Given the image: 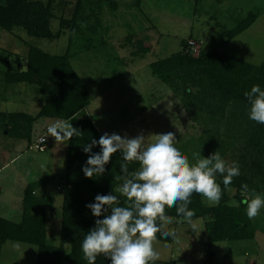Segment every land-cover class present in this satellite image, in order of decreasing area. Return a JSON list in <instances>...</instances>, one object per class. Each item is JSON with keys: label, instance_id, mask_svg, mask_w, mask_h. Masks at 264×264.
Returning a JSON list of instances; mask_svg holds the SVG:
<instances>
[{"label": "rangeland", "instance_id": "1", "mask_svg": "<svg viewBox=\"0 0 264 264\" xmlns=\"http://www.w3.org/2000/svg\"><path fill=\"white\" fill-rule=\"evenodd\" d=\"M76 3L55 1L51 29L62 35L58 39L31 37L20 28L11 33L0 29V112L35 115L50 98L35 85L5 81L6 72L27 69L29 47L54 56L68 51L91 101L77 117L90 119L101 135L107 132L134 138L172 132L176 146L190 161L193 153L206 152L203 156L209 157L217 150L226 161H234V122L247 110L233 103L224 110L210 109L194 96L196 90L194 95L185 93L181 79L172 88L154 77L149 66L184 53L190 41L196 43L195 57L200 50H220L250 64L264 65V0H84L75 28ZM250 13L257 14L256 22L228 41L227 32ZM146 46L149 53L141 55L140 47ZM56 121L38 120L31 141L6 134L0 121V168L9 163L0 173V217L21 221L24 191L32 184L36 195L46 198L48 242L58 246L60 180L66 170L69 140L56 143L48 136L47 127ZM42 135L50 142L43 153L33 146ZM225 141L233 143L232 149L222 145ZM230 189L225 195L234 206L236 191ZM196 220L201 232H193L187 223L168 226L176 229L178 239L172 244L155 241L160 259L154 264H264V208L252 219L256 236L248 241L209 244L206 219ZM37 257L32 245L9 241L0 247V264H37Z\"/></svg>", "mask_w": 264, "mask_h": 264}, {"label": "trees", "instance_id": "2", "mask_svg": "<svg viewBox=\"0 0 264 264\" xmlns=\"http://www.w3.org/2000/svg\"><path fill=\"white\" fill-rule=\"evenodd\" d=\"M55 1L0 0V29L11 33L20 28L31 37L58 39L62 35L53 34L51 29ZM83 1L77 0L76 3L72 20L75 28ZM256 20L257 14L253 13L241 19L237 26L227 32L228 41L248 30ZM185 48L184 53L151 63L149 67L152 75L172 88L175 87L176 80L181 79L185 93L194 95L192 91L196 90L194 96H199L198 99L203 100L210 109L219 107L224 110L229 103H233L234 106L247 110L240 113L239 117L242 119L236 118V121L240 120L239 124L234 122V161L239 165L240 175L233 178L229 187L236 191L237 205L228 204L223 178L220 176V203L210 207L204 204L200 195L193 194L189 208L195 211L194 220L206 219L204 227L209 244L253 240L256 228L252 219L246 215L241 186L247 184L249 190L254 189L264 196V124L249 119V104L244 93L250 91L253 85H259L264 90V65L250 64L220 50H200L195 57L190 46L186 44ZM149 50L147 46L140 47L139 52L146 55ZM26 60L25 71L5 73L6 83L35 85L47 92L50 98L35 115L0 112L4 131L15 138L31 141L34 123L40 119H57L72 123L81 134L69 140L66 170L60 180L63 192L59 245L48 242L46 198L38 197L35 188L29 184L24 191L21 221L16 223L0 217V247L9 241L35 246L38 252L37 264H87L81 244L84 236L95 227L97 217L92 215L86 205L94 203L98 194H113L119 196L120 205L124 206L125 198L116 192L122 180L115 179L122 176V156L119 152L114 154L105 165L103 175L86 178L82 169L91 153H85L83 148L93 139L98 141L101 136L90 119L77 117L91 102L87 86L73 69L68 51L64 55L54 56L32 46L28 48ZM49 145L50 142L43 152L48 150ZM222 145L231 148L233 143L225 141ZM92 152H100L98 144L92 148ZM204 153L201 152V156ZM128 167L131 172L139 165L134 162ZM166 214L176 217L175 208L166 209ZM156 240L165 244H172L174 241L171 238L165 239L159 233ZM96 264L111 262L100 255Z\"/></svg>", "mask_w": 264, "mask_h": 264}, {"label": "clouds", "instance_id": "3", "mask_svg": "<svg viewBox=\"0 0 264 264\" xmlns=\"http://www.w3.org/2000/svg\"><path fill=\"white\" fill-rule=\"evenodd\" d=\"M244 96L249 104V118L264 124V90L253 85ZM47 133L56 143H64L80 136L81 131L68 121L58 120L47 127ZM176 143L172 132L148 137L140 134L134 138L105 132L98 141L93 139L84 146L83 151L91 153L82 169L86 178L103 175L112 156L121 153L122 176L115 179L122 180V184L116 192L125 198L121 206L119 196L98 194L94 203L86 205L97 217L95 227L81 244L87 264H96L100 255L110 259L111 264H154L160 259L154 247L157 233L176 241V229L168 227L174 222L187 223L193 232H201L200 222L193 219L195 211L189 208L191 197L198 194L208 206H217L222 198L217 174L223 178L224 188L230 191L229 186L240 175V168L237 162L222 158L218 150L207 158L193 153L190 161ZM97 144L100 152L93 153L92 148ZM134 162L139 167L130 172L128 165ZM241 196L246 215L255 218L264 208V196L249 190L247 184L241 186ZM171 208H175L176 217L166 214V209ZM101 216L104 218L100 219Z\"/></svg>", "mask_w": 264, "mask_h": 264}, {"label": "built area", "instance_id": "4", "mask_svg": "<svg viewBox=\"0 0 264 264\" xmlns=\"http://www.w3.org/2000/svg\"><path fill=\"white\" fill-rule=\"evenodd\" d=\"M195 42H192V41H190L189 42V45H190V47L192 48V50H193V52L195 51H197L196 49H195ZM49 142V139L47 138V136L46 135H42V136H40L38 139H37V141H35L34 142V144H33V146H34V148L37 150V151H39V152H43V151H45V149H46V145H47V143Z\"/></svg>", "mask_w": 264, "mask_h": 264}, {"label": "crops", "instance_id": "5", "mask_svg": "<svg viewBox=\"0 0 264 264\" xmlns=\"http://www.w3.org/2000/svg\"><path fill=\"white\" fill-rule=\"evenodd\" d=\"M1 50V49H0ZM8 54H11V53H8ZM57 120V119H56ZM37 126H38V121L36 122V123H34V125H33V131H32V136H33V133L34 132H36V130H37ZM7 134V133H6ZM9 166V163H6L4 166H2L1 168H0V173L2 172V171H4L5 170V168H9L8 167Z\"/></svg>", "mask_w": 264, "mask_h": 264}]
</instances>
